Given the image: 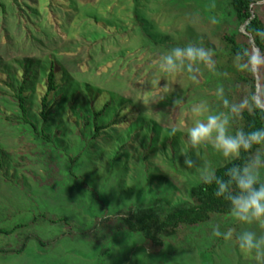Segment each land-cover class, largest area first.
<instances>
[{
	"label": "rangeland",
	"instance_id": "rangeland-1",
	"mask_svg": "<svg viewBox=\"0 0 264 264\" xmlns=\"http://www.w3.org/2000/svg\"><path fill=\"white\" fill-rule=\"evenodd\" d=\"M134 1H140L150 35L164 45L162 52L144 45L140 27L132 22ZM221 1L0 0V229L24 225L13 235H1L0 249H19L31 235L44 241L59 239L53 247L30 241L20 255L0 253V264H142L136 257L145 252L151 264H254L234 242L220 239L215 249L203 251L196 242L188 249L168 244L154 255L137 234L122 232L100 244L87 233L101 219L130 207L192 202L191 190L199 182L195 169L186 167L184 155L197 166L205 159L217 170L228 164L207 146L193 150L185 139L194 122L192 106L205 103L212 111L223 110L216 91L222 87L226 98L221 72L229 78L235 75L234 58L221 40L232 33L223 22ZM254 1L264 5V0ZM112 19L113 25L105 22ZM240 30L246 34L243 27ZM190 41L216 49L215 68L196 66L195 81L183 72L162 73L158 61L167 46ZM54 60L80 84V90L61 97L66 100L46 123L41 117L44 81ZM28 67L36 74L26 91L29 117L53 137L61 131L57 146L63 155L54 159L59 172L57 165H46L48 150L55 145L45 143L32 125L16 123L22 113L8 84L14 82L17 88ZM89 90L99 94L88 95ZM100 92L111 93L118 101L115 112L101 122L109 123L123 108L124 123L93 140L94 127L86 122L92 107L101 109L107 102ZM177 99L182 103L174 107ZM12 116L13 122L8 120ZM171 126L178 129L174 137L167 135ZM80 132L86 133V141ZM79 153L82 158L69 165V157ZM71 167L93 192L71 178ZM48 170L60 177L49 178ZM41 214L65 218L75 228L53 226L43 219L35 222ZM228 220L219 223L223 229H239L232 217ZM128 236L135 245L128 246Z\"/></svg>",
	"mask_w": 264,
	"mask_h": 264
},
{
	"label": "trees",
	"instance_id": "trees-1",
	"mask_svg": "<svg viewBox=\"0 0 264 264\" xmlns=\"http://www.w3.org/2000/svg\"><path fill=\"white\" fill-rule=\"evenodd\" d=\"M254 0H222L220 2L221 12L223 22L226 23L230 28L232 33H226L221 36L222 42L225 44V48L228 54L234 58L238 53L248 52L259 48L262 53H264V40L256 38L253 42L250 39V35H254L256 31H264V5H255ZM134 18L132 22L140 27L142 31V36L144 40V45L156 46L161 48L163 51L164 45L158 41L153 40L149 33V27L146 24V16L140 8V1H134ZM253 14L255 17L253 18ZM97 20H99L97 13H94ZM106 23L115 24V21L106 20ZM247 33L241 32V28L247 24ZM122 33L128 32L126 29H122ZM130 33V32H128ZM189 43H197L207 49H209L213 55L214 59H219V53L216 49L206 42H187L179 43L177 45L184 46ZM177 45H169L167 48H171ZM223 51V50H222ZM260 77V93L259 100L264 102V68H261L258 72ZM23 75V81L17 88L14 87V82L8 85L15 92V99L18 101L22 115L19 116L17 124H30L34 127L37 134L41 136V139L45 143L54 144V148L48 150L46 165H57V170L59 172V164L54 163V159H57V155L61 154V150L57 146V138L60 136L61 131L58 132L59 136L53 137L46 131V128L40 127L32 121L29 117V98L26 95L28 86L35 81V73H32L30 67L26 68ZM67 82L65 85L61 82ZM221 84L224 86L226 92V98L235 104H244L245 107L242 109L239 117L233 119L232 126L235 130L243 128L245 130L249 128L264 127V112L251 107L253 98L257 102L258 93V79L256 73L242 72L235 70V75L233 78L226 76L225 72H221ZM44 86L46 87V94L42 99V111L41 117L44 122H49L54 114L55 108L62 104L66 99L62 100L61 97L65 98L67 93L71 95L75 94L77 90H80V84L76 83L71 75L66 69L61 67L56 60L51 62L50 69L47 73L46 80L44 81ZM88 91L89 94L97 93L96 90ZM101 93V92H100ZM99 94V93H97ZM103 94V93H101ZM109 94H103L107 97V102L103 105L101 109L92 107L90 113H88L89 121L86 122L87 126L94 127L95 134L93 140H99L103 133L115 127L121 123H124L122 117L124 109H120L119 113H115L116 117L109 123H102V118L107 113H114L113 106L115 102V95L110 96ZM81 108H84L82 101ZM223 110H226L222 106ZM21 118V119H20ZM8 120L15 121L14 116L8 117ZM17 120V119H16ZM80 136L84 141L87 140V135L85 132H80ZM57 150L58 153L55 151ZM83 156V153H79L75 157H69L68 164L75 165ZM239 162V161H236ZM230 165L227 164L222 168L217 170L218 175H223L224 171ZM69 174L71 178L74 179L77 184L83 186L85 190L93 192V190L87 185L82 177H79L74 170L69 168ZM57 171L51 172L48 170V174L55 176V178L60 177ZM54 174V175H53ZM54 178V177H52ZM51 180V179H50ZM40 181V179H39ZM192 202H185L178 204L176 206H168L164 203H158L155 205H143L138 207H130L126 210H121L113 217H106L98 221V223L90 229L87 233L88 236L95 239L100 244L108 243L117 234L122 232H127L130 234H137L142 236L145 240V247L150 251L151 254L157 255L163 252L168 244L172 245L175 249H188L192 246L193 242L201 248V250L206 251L208 249H215L218 246L219 238L213 237L211 235L210 225L215 223H221V221H229L228 218L231 217L228 210V205L225 201L214 197L213 186L204 185L199 183L195 185L191 190ZM49 222L51 225L67 224L68 228L73 230L75 225L69 223L65 218H57L46 214H41L36 217L35 222L40 220ZM72 225V226H71ZM24 225H19L15 229H0L1 235H13L17 230L23 228ZM223 227V226H222ZM223 229V228H222ZM67 234H65L66 236ZM30 241H36L43 247H53L59 239L44 241L38 236H28L26 237L19 249L12 251H6L0 249L2 254H23L27 248V244Z\"/></svg>",
	"mask_w": 264,
	"mask_h": 264
},
{
	"label": "clouds",
	"instance_id": "clouds-1",
	"mask_svg": "<svg viewBox=\"0 0 264 264\" xmlns=\"http://www.w3.org/2000/svg\"><path fill=\"white\" fill-rule=\"evenodd\" d=\"M256 38L264 40V31L258 30L250 36L252 40ZM215 64L213 53L197 43L173 46L158 61L162 73L183 72L193 81L196 80L193 74L196 66L213 70ZM233 64L238 71L257 73L264 68V53L259 48L238 53ZM216 91L226 110L212 111L205 103L193 105L190 111L194 122L187 128L185 139L193 150L207 146L230 166L221 176L217 173V166L206 159L197 166L190 156L184 155L187 157L185 165L188 169H195L193 175L199 183L213 186L214 197L227 203L232 219L239 225V229H222L219 223L211 224V235L225 242H234L241 254L252 258L254 264H264V127L232 131L233 119L240 116L245 105L231 103L225 98L222 87ZM181 103L182 99H177L174 107ZM251 107L264 112V102H256L255 98ZM177 132V127L171 126L167 135L174 137ZM128 237V246L135 245ZM147 255L145 252L136 259L142 264H151Z\"/></svg>",
	"mask_w": 264,
	"mask_h": 264
},
{
	"label": "water",
	"instance_id": "water-1",
	"mask_svg": "<svg viewBox=\"0 0 264 264\" xmlns=\"http://www.w3.org/2000/svg\"><path fill=\"white\" fill-rule=\"evenodd\" d=\"M255 17V15L253 14V18ZM247 25H248V23L247 24H245L244 26H243V28H244V32L246 33V34H248L247 33ZM249 36H251L250 34H248ZM252 40V39H251ZM252 42H253V40H252ZM256 75H257V79H258V93H257V102H260V100H259V93H260V88H261V86H260V77H259V75H258V73H256Z\"/></svg>",
	"mask_w": 264,
	"mask_h": 264
}]
</instances>
